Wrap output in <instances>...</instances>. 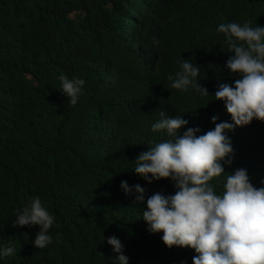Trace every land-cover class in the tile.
<instances>
[{
    "label": "trees",
    "instance_id": "obj_1",
    "mask_svg": "<svg viewBox=\"0 0 264 264\" xmlns=\"http://www.w3.org/2000/svg\"><path fill=\"white\" fill-rule=\"evenodd\" d=\"M128 4L129 0H0V250L8 246L15 248L10 257L0 255V264H43L51 258L66 264H113L114 255L106 239L112 235L127 248L130 264H171L175 260L171 252L160 246H147L156 238L148 239L138 221L141 206L128 202L120 193L122 181H134V141L124 135L141 137L146 130V117L139 115L125 125L119 120L118 112L108 108L112 111L104 113L101 120L83 125L91 133L78 145L73 136L57 141L54 147L50 140L56 137L51 126L62 123L56 113L61 99L54 93L59 92L58 77L74 71L88 81L97 77L96 69L105 70L116 58L128 54L137 55L147 65L156 60L158 67L145 70V76L151 79L143 82L145 90H136L152 103L167 98L154 77L179 70L180 61L187 59L200 67L197 84L207 88L209 95H201L190 85L167 105L175 104L171 108L176 112L183 111L181 104L191 102L204 111L211 105L221 82L234 86L239 78L238 74L230 76L224 69L222 53L226 46L217 34L218 26L239 20L264 27V0H171L164 9L165 21L160 33L159 24L149 32L145 29L138 40L122 43V49L127 45L128 51L113 45L110 59L107 51L98 53L99 39L105 34L107 43L113 44ZM75 11L88 15H79L77 21L68 19V14ZM159 16L161 19L160 12ZM84 21L87 23L81 25ZM29 35L39 39L35 43L40 49L36 61H29ZM86 39H93L94 45L90 46ZM114 64L117 69L135 65L127 58ZM25 90L33 100L24 93H16ZM221 106L226 110L223 101ZM40 109H45L46 117H33L41 114ZM37 122L49 127H39ZM79 122L78 117H73L66 120L65 126H81ZM120 122L123 128L116 133L112 126ZM243 129L246 139H250L248 149L258 148L255 157L264 164V122L254 119ZM48 146L58 155L49 156ZM28 161L35 166L26 165ZM216 178L212 181H220L222 176L220 180ZM60 181L72 188L66 189ZM85 189L87 192L82 194L80 190ZM37 196L53 217L54 213L66 218L83 214L97 220V230L80 242L75 257L64 259L57 255V247L47 253L46 249L35 250L31 245L24 249L30 233L40 231V226L14 228L12 225L17 213ZM53 226L48 234L56 238ZM194 256L189 255V261Z\"/></svg>",
    "mask_w": 264,
    "mask_h": 264
},
{
    "label": "clouds",
    "instance_id": "obj_2",
    "mask_svg": "<svg viewBox=\"0 0 264 264\" xmlns=\"http://www.w3.org/2000/svg\"><path fill=\"white\" fill-rule=\"evenodd\" d=\"M140 1L129 0L119 32L113 38V44L121 49L124 46L122 40L130 30L135 29L139 36H143L152 17L149 12L141 13L140 9L145 5ZM144 1L158 3L164 9L171 3V0ZM80 13L75 11L67 17L77 21ZM139 20L140 23L137 22ZM217 34L225 40L226 49L222 53L224 69L230 76L238 74L239 78L235 79L234 86L221 82L211 105L204 111L191 102L181 104L183 111L159 113L153 109H165L173 97L186 91L190 85L201 95H209L207 88L197 84L200 67L182 59L179 70L161 73L153 79L155 83H161L167 97L165 100L146 103L136 113L124 112L117 93L126 92L123 99L130 102V108L134 102H146L135 91L145 90L143 82L151 80L145 76L146 67H158L157 63L146 65L137 55L128 54L114 62L127 58L135 65L117 70L111 67L109 82L103 86H100L104 82L100 76L86 81L72 71L58 77L59 92L54 93L66 107L62 112L72 111L65 113L66 120L78 117L79 124L82 123L81 126H65L66 138H58L66 140L74 136L76 145L86 139L91 132L83 125L98 119L104 112L96 108L97 105L105 106V110L115 109L125 125L144 115L150 121L143 135H124L134 141V181H122L120 193L128 202L141 206L138 221L145 231L160 232L155 238L162 236L166 246L161 248L194 249L198 255L193 257L191 264H264V164L255 154L247 153L245 159L234 167L231 159L234 149L230 140L231 131L250 125L254 119L264 122V27L250 21L235 20L220 24ZM29 37V61H36L35 55L40 49L35 43L39 39L34 35ZM125 46L127 49L122 50L128 51V46ZM25 76L31 80L30 75ZM136 84L141 85L133 88ZM98 87L104 91L103 99L99 97ZM222 101L232 118L221 106ZM57 115L60 116L59 113ZM58 126H51L53 135L61 134L63 123ZM51 150L49 146L46 149L48 154ZM229 170L232 174L228 175ZM220 176V181H212ZM210 183L225 184L224 187L213 188ZM54 217L37 196L17 213L12 226H40V231L30 233L24 249L31 245L35 250L46 249L47 253L57 247V255L64 259L75 257L80 242L97 230V220L83 214L66 218L54 213ZM52 226L56 238L48 234ZM55 239L60 241L55 243ZM106 239L114 255L113 264H130L131 257L123 242L114 235ZM14 252L15 248L8 246L0 250V255L10 257ZM42 263L66 264L58 258ZM171 264L179 263L175 259Z\"/></svg>",
    "mask_w": 264,
    "mask_h": 264
},
{
    "label": "bare ground",
    "instance_id": "obj_3",
    "mask_svg": "<svg viewBox=\"0 0 264 264\" xmlns=\"http://www.w3.org/2000/svg\"><path fill=\"white\" fill-rule=\"evenodd\" d=\"M140 3H141V5H145V7L143 9H140L141 10V13L149 12V13L152 14V17L149 19L148 26L146 28L147 29L146 31L149 32L150 30H153L154 28H156L158 26V24H160V20L161 19H160V16H159L158 8H156V3H154V4H148L144 0L140 1ZM109 7H112V4H110ZM80 15H82V17H85V16L88 15V12H83L82 11L80 13ZM155 16H157V17H155ZM89 19H91V17H89ZM137 22L140 23V20L137 21ZM86 23H87V21H84L81 25H84ZM139 38H140V36L136 32V30L135 29H132V30H130L129 35L126 37V39L125 40H122V43L123 44L125 42L130 43L132 41L138 40ZM92 42H94L93 39H90V42L86 41V43H88L89 45H91L90 43H92ZM113 45H115V44H108L107 43V38H104L103 39V43L101 45H99L100 46V49L103 50V52L107 51V53H109V58L110 59L112 58V54L110 53V49L113 47ZM152 63H157V61L156 60H153ZM90 68H94L93 65H90ZM112 68L115 69V70H117L116 65L114 63L112 64ZM147 69H152V68L147 66L146 67V70ZM98 71H99V69H96V73H98ZM132 87L135 88L134 86H132ZM81 92H85V91H81ZM16 93H18V94H23L24 93V94H26L28 96L29 99L33 100V98H31L29 92H27L26 90L25 91H22V92H16ZM125 93H126L125 91L118 92L117 93V99H118L120 105L122 106V109L124 110V112H126L128 114H130V113H136V112L140 111V109L143 108L146 105V103L151 104L149 101H146L144 103L134 102L133 108H130L129 107L130 106V102L128 100L123 99V96H124ZM136 94L139 95L137 92H136ZM99 97L103 99L104 98V95H99ZM155 102H160V101L159 100H156ZM91 103H94V100H92ZM96 108L103 109V111H104L103 114L106 113V112L112 111V110H105L106 107L105 106H101V105H97ZM62 109H64V106H62V102H59V107L56 110V113H59L60 114L59 117H60V121L63 123V126H62L63 129H60L61 134H58V133L54 134V135H56V139L59 142H61V140L58 138V136H60L62 139H64V138H66V135H67L66 130H65V125H66L65 113H71L69 111L62 112ZM153 109H154V111L159 112V113H160V111H163L164 113H168L170 110H173V111L175 110V109H172V108H165V109H155V108H153ZM40 111H41V114L40 115L36 113V114L33 115V117H42V118H45L46 116L43 114L45 112V109H40ZM103 114L99 115L97 118L101 120L103 118ZM144 121L149 122L150 119L145 118ZM102 122H104V121H102ZM232 123H233V121H232ZM36 124H40L41 126H39V127H44V128H46L45 125H47V124H42L41 122H37ZM106 124L109 125L110 123L106 122ZM138 126H140V124H138ZM27 127H28V125H27ZM27 127H25V128H27ZM47 127H49V126H47ZM112 127H114L117 130L116 133H119L122 130V128H123L121 126V122L118 123L117 126H112ZM58 128H59V126H58ZM241 128L243 129V127H241ZM233 132H235V134H233ZM231 135H232V137L230 138V140L232 142V146H233V149H234V154H233V156H232L231 159H232V164H234V167H237V163L240 162V161H242V160H244L245 159V155L247 153H250L251 155H254L255 152L256 151H259V150H258V148L256 149L255 146L251 150L248 149V142L247 141L250 140V139H248V140L246 139V135H245L244 129L243 130H238V131H236V130L235 131H231ZM96 136H99V135H96ZM56 139L50 140L52 146H54V147H57L55 145L56 142H57ZM252 142L254 143V141H252ZM99 146H100V148H104L106 145H99ZM39 149H40L41 152H44L43 151V147H40ZM55 153L56 154H53V152L49 151V156L50 155H53V156L58 155L57 151ZM238 154H241V155H238ZM25 164L26 165H30L32 167L35 166V164L32 163V162H25ZM225 165H229V164L225 162ZM225 165H223L224 169H225ZM94 171L95 172H98V170H94ZM225 171H226V169H225ZM229 174H232V170H229L228 171V175ZM52 175L53 176H57V174H55V173H52ZM216 180H220V178L217 177ZM60 184L62 186H65L66 189L72 188V186L70 184H66V183H64L62 181H60ZM210 184L213 186V188H218V187H224V184L225 183H218V184H216V183H210ZM77 189H79V188H77ZM92 189L95 190V188H92ZM80 192L82 194H85L87 192V190L86 189L85 190H80ZM63 204L66 205L68 203L67 202H63ZM113 221H114V223H117L115 219ZM77 229L79 230V228H77ZM159 233H152L148 229L146 231V237L148 239L155 238ZM75 238L78 239V240H81L77 236ZM59 241H60L59 239H55L54 240L55 243H58ZM154 245L166 246L165 243L162 241V236H159L154 242H151V243L147 244L148 247H152ZM124 249H126V248H124ZM162 250H164V251L169 250L171 252V254L173 255V257L177 260V262L179 264H191V261H189V258H188L189 255H191V254L192 255H194V254L195 255H198L195 252V250L192 249L191 247H180L181 252L178 249L169 248V247L166 248V249L165 248H162Z\"/></svg>",
    "mask_w": 264,
    "mask_h": 264
},
{
    "label": "crops",
    "instance_id": "obj_4",
    "mask_svg": "<svg viewBox=\"0 0 264 264\" xmlns=\"http://www.w3.org/2000/svg\"><path fill=\"white\" fill-rule=\"evenodd\" d=\"M131 3L132 4H134V5H136V3L134 2V1H131ZM141 4V3H140ZM48 6L50 5V4H47ZM47 6V7H48ZM156 8H158L159 9V12H160V14H161V20H160V24H159V27H158V30H157V32L158 33H160V31L162 30L161 29V27H162V25L164 24V21H165V17H164V8H162L161 6H160V4H158V3H156ZM181 10V9H180ZM183 12V11H182ZM94 22H96V23H99V22H101L100 20H95ZM103 52V50H101V49H99V52L98 53H102ZM112 67V64H109L106 68H105V70H99L98 71V73L96 74L97 76H100L101 78H102V80L104 81L100 86H103V85H106L108 82H109V78H110V74H111V70H110V68ZM98 89L100 90L99 91V95H104V91H103V89H101L100 87H98ZM66 107L64 106V109H65ZM65 111H69V112H72V111H70L69 109H67V110H65Z\"/></svg>",
    "mask_w": 264,
    "mask_h": 264
},
{
    "label": "rangeland",
    "instance_id": "obj_5",
    "mask_svg": "<svg viewBox=\"0 0 264 264\" xmlns=\"http://www.w3.org/2000/svg\"><path fill=\"white\" fill-rule=\"evenodd\" d=\"M104 38H107V36L104 34V35H102L101 37H100V39H99V45H101L102 43H103V39ZM86 41H88V42H90V39H86ZM91 45H94V42H92V43H90ZM90 45V46H91ZM99 52V51H98ZM173 106H175V104H171V105H166V108H171V107H173ZM223 107V106H222ZM156 109V108H155ZM224 109V108H223ZM225 110V109H224ZM225 112L229 115V116H231L228 112H227V110H225ZM45 127H47V126H45ZM28 162H31V161H28ZM65 187V186H64Z\"/></svg>",
    "mask_w": 264,
    "mask_h": 264
}]
</instances>
